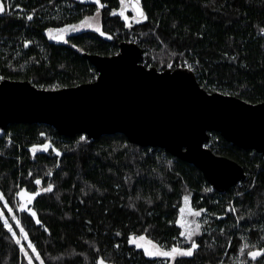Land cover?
<instances>
[{"label":"trees","instance_id":"trees-1","mask_svg":"<svg viewBox=\"0 0 264 264\" xmlns=\"http://www.w3.org/2000/svg\"><path fill=\"white\" fill-rule=\"evenodd\" d=\"M88 1L0 0L6 8L0 14V83L30 81L42 89L91 83L98 72L84 54L113 56L122 42L131 41L144 50L148 68L189 67L210 93L264 103V0H141L148 18L137 22L129 12L131 28L118 14L120 0ZM97 11L99 26L111 38L70 29L64 33L68 42L59 43L46 32L70 24L79 28ZM25 41H30L26 47ZM44 145L46 152L32 150ZM208 146L240 164L247 179L220 193L194 165L164 149L134 145L124 135L90 140L63 137L43 124L10 125L0 137V193L13 211L0 199V212L13 231L18 227L11 216L22 221L44 264H96L97 257L105 264H170L171 258L149 257L128 241L130 235H144L139 242L149 248L148 240L163 250L188 247L180 235L181 208L200 223L202 234L194 237L199 245L194 256L177 257V264L250 261L252 245L264 248V156L217 132ZM36 178L41 185L34 184ZM48 183L54 189L44 193ZM25 187L41 194L33 202L17 199ZM22 203L36 211L41 224L19 211ZM189 209L205 211L193 217ZM17 238L34 256L24 236L13 237L0 218V264H28ZM245 242L250 247L241 256ZM262 262L264 256L258 257L257 264Z\"/></svg>","mask_w":264,"mask_h":264},{"label":"water","instance_id":"water-1","mask_svg":"<svg viewBox=\"0 0 264 264\" xmlns=\"http://www.w3.org/2000/svg\"><path fill=\"white\" fill-rule=\"evenodd\" d=\"M61 35L66 39L64 33L53 36ZM84 56L98 72L91 83L42 89L30 81H2L0 130L27 123L48 125L63 137L124 135L134 145L164 149L194 165L220 193L247 175L240 164L209 148L212 133L264 156V103L210 93L189 68H148L135 42H122L113 56Z\"/></svg>","mask_w":264,"mask_h":264},{"label":"snow or ice","instance_id":"snow-or-ice-1","mask_svg":"<svg viewBox=\"0 0 264 264\" xmlns=\"http://www.w3.org/2000/svg\"><path fill=\"white\" fill-rule=\"evenodd\" d=\"M95 3L99 5L100 0H95ZM120 4L122 5V8L118 14L120 17L123 18V20L125 21V25L127 27H129V28L132 27L131 19H136L137 22H140V19L147 20V18H148L147 12L144 10V7H143L141 0H120ZM11 7H12V5L8 6L9 9ZM129 9L133 12V17L131 19L126 14ZM5 12H6L5 5L3 3H0V14L5 13ZM112 14L115 15L116 12L113 11ZM98 16H99V11H97L96 16L85 17L83 20L80 21V27L94 29L101 36H107L108 38H111L110 36H108V34L106 32H104L102 30V28L100 26H98V20H97ZM32 19H33V16L31 14H29L27 16V20L32 21ZM68 29L76 31V30H78V26L74 25V24H70L64 28H56V29L48 28V29H46V32L50 35L51 39H53V40H58V39L64 40V42L67 43L68 41L66 39H64L63 35L51 36V33L53 31H55L57 33H65ZM29 43H30V41H25L24 42L25 47ZM73 47H75V45H73ZM168 66L172 67L171 64H169ZM0 78H2V77H0ZM81 140H84V137H81ZM35 147L36 146H33V150L35 149ZM57 154L59 155V153H57ZM29 175L31 176V173H29ZM49 175H51V173H49ZM34 184L35 185H41L42 180L40 178H36L34 180ZM53 189H54V185L51 183H48L46 185V187H44L42 189V191L44 193H50L53 191ZM40 194H41V189H39V188H37L34 191L29 192L27 190V188L25 187L24 189H21V191H18L16 193V196L26 198L27 201L33 202L35 200V198ZM2 198H3V195H2V193H0V199H2ZM187 199H188L187 197H184L185 201H187ZM151 202H152L151 200L148 201V203H151ZM133 207H134V205H133ZM230 210L235 212L234 208L230 209ZM7 211L9 213H12L13 209L11 207H8ZM19 211L27 212L28 215H30L31 217H33L35 219V223H37V224L42 223L41 220L39 219L36 211L31 207H27L26 204H21ZM202 211H205V210L189 209L188 214L193 216V217H199V216H201ZM184 212H185L184 208H181L180 209L181 219L179 221V224H180V227L183 229V231L180 232V235L185 237L186 241L189 244L188 247L182 248V247L173 246L170 250H163L159 247V245L153 243L151 240H148L147 243L149 245H151V248H149V247L145 246V244H142L139 242V241L146 240V237L144 235H140V236L130 235L128 242L130 244H134L137 248H142L144 251V254L149 256V257L162 256V257H166V258H171L170 264H177V259H176L177 257H180V258L193 257L194 253L199 248V245H198L196 239H194V237L202 234L201 233V225L199 222L185 220L184 215H183ZM0 218L3 219V225H4V227L7 228V231L9 233H11V235L13 237H15L17 235V233L15 231H13V226L11 224H9L8 218L3 217L2 212H0ZM11 219L16 222V225L18 226L19 232L22 233L24 236V239L27 240V248L30 249L33 253H35V256L28 255V252L25 249V245L21 243V240L19 238H17L15 240V243L20 246L21 251H25V255L27 256V259H28V264H33L34 260H38L39 264H44V261L40 258L39 252L36 251L34 244H32L31 240L28 239L27 232L25 231V229L22 226H20V221L17 220L15 214H13L11 216ZM87 223L90 224L91 221H88ZM45 230H47V229H45ZM116 235L119 236L120 233H116ZM115 247L119 248V245L117 244V245H115ZM249 247H250V245L247 242H245L244 246L239 249L240 255L243 256L245 249L249 248ZM251 248H253L255 250H249L247 252V256L250 258V261L239 260L238 264H257V258L264 256V248H256L255 245H252ZM96 264H105V259L103 257H97ZM181 264H183V261H181ZM262 264H264V262H262Z\"/></svg>","mask_w":264,"mask_h":264},{"label":"rangeland","instance_id":"rangeland-1","mask_svg":"<svg viewBox=\"0 0 264 264\" xmlns=\"http://www.w3.org/2000/svg\"><path fill=\"white\" fill-rule=\"evenodd\" d=\"M87 1V0H86ZM89 2V1H88ZM121 10V9H120ZM129 12H132L130 9L127 11V15H129ZM97 20H98V26H99V24H100V18H99V16L97 17ZM78 30H94V29H89V28H83V27H80L79 26V28H78ZM68 31V33H71V31H70V29H68L67 30ZM186 68H189V67H186ZM190 69V68H189ZM192 70V69H191ZM48 145H44V146H41V147H35V149L33 150V148H32V150L34 151V152H46L47 150H48ZM16 198L18 199V196H16ZM2 201H3V203H4V206L6 207V209L9 207L8 206V204H7V202L5 201V200H3L2 199ZM27 203V202H26ZM22 204H24V203H22ZM26 205H28V204H26ZM0 209H1V207H0ZM2 210V209H1ZM184 219L185 220H190L189 219V217H187L188 215H187V213L186 212H184ZM10 224V223H9ZM15 224H16V222H15ZM20 226H22L23 228H24V225H23V223H22V221H20ZM18 227V226H17ZM25 229V228H24ZM16 233H17V235L15 236V238L16 237H18V236H23V234L22 233H20L19 232V230L16 228L15 230H14ZM26 231V230H25ZM20 247V246H19ZM25 249H26V245H25ZM21 250V249H20ZM24 255L25 257H27L26 255H25V251H21V255ZM34 256H35V253H34ZM33 264H39V261L38 260H34L33 261Z\"/></svg>","mask_w":264,"mask_h":264},{"label":"flooded vegetation","instance_id":"flooded-vegetation-1","mask_svg":"<svg viewBox=\"0 0 264 264\" xmlns=\"http://www.w3.org/2000/svg\"><path fill=\"white\" fill-rule=\"evenodd\" d=\"M94 1H89L88 3H93ZM64 28V27H63ZM57 32H55V31H53V33L51 34V36L53 35V34H56ZM66 33H68V31H66Z\"/></svg>","mask_w":264,"mask_h":264},{"label":"built area","instance_id":"built-area-1","mask_svg":"<svg viewBox=\"0 0 264 264\" xmlns=\"http://www.w3.org/2000/svg\"><path fill=\"white\" fill-rule=\"evenodd\" d=\"M5 134V131H0V137ZM241 183V182H240ZM239 184V183H238Z\"/></svg>","mask_w":264,"mask_h":264},{"label":"bare ground","instance_id":"bare-ground-1","mask_svg":"<svg viewBox=\"0 0 264 264\" xmlns=\"http://www.w3.org/2000/svg\"><path fill=\"white\" fill-rule=\"evenodd\" d=\"M4 135H2L1 137H3ZM24 202H26V201H24Z\"/></svg>","mask_w":264,"mask_h":264}]
</instances>
